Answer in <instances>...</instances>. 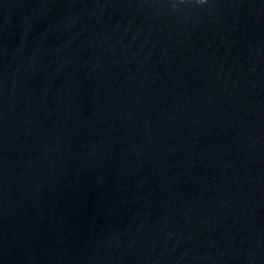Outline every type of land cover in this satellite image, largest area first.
<instances>
[{"label":"water","instance_id":"water-1","mask_svg":"<svg viewBox=\"0 0 264 264\" xmlns=\"http://www.w3.org/2000/svg\"><path fill=\"white\" fill-rule=\"evenodd\" d=\"M0 264H264V0H0Z\"/></svg>","mask_w":264,"mask_h":264}]
</instances>
